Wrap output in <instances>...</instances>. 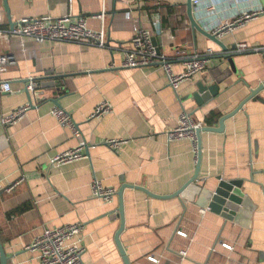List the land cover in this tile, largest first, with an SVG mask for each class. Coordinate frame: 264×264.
Returning <instances> with one entry per match:
<instances>
[{"label": "crops", "instance_id": "obj_1", "mask_svg": "<svg viewBox=\"0 0 264 264\" xmlns=\"http://www.w3.org/2000/svg\"><path fill=\"white\" fill-rule=\"evenodd\" d=\"M158 1L163 25L175 36L173 44L165 37L163 47L175 72L184 70L178 46L214 52L208 68L183 82L178 93L159 65L123 66L124 49L134 35L133 20L151 29L148 12ZM8 5L14 23L22 17L70 14L85 18L93 30L101 28L99 15L105 10L110 46L38 43L18 36L0 39V52L15 56V63L1 75L14 92L0 94V115L30 105L7 132L0 122V238L9 264H37V252L26 246L47 227L74 223L83 226L78 239L87 249L85 264H124L116 243L121 225L118 191L123 185L131 187L124 190L125 227L119 240L131 264H264V91L228 118L222 132H201L199 167L198 152L189 139L171 141L167 136L184 111L202 127L218 128L221 117L264 82V15L221 38L229 46L246 42L253 48L233 56L231 63L213 58L219 47L193 31L186 0H8ZM165 5L172 11L168 13ZM0 27H11L4 0ZM213 74L223 78L219 94L199 103L192 94L199 82L215 83ZM31 78L37 86L58 81L59 88L44 90L39 99L32 93L30 103L25 89ZM52 98H59L61 108L74 118L82 139L96 144L85 150L87 158L51 165L54 156L79 144L73 130L51 113L57 106ZM103 101L112 111L91 117ZM211 114L208 125L205 120ZM111 139L125 143L116 149L104 143ZM197 172V180L176 196ZM22 177L25 180L12 192H5ZM95 178L117 189L112 202L92 195ZM219 178L243 180V201L233 219L209 207ZM23 203L30 208L10 214ZM182 251H187L185 258ZM149 256L159 262H151Z\"/></svg>", "mask_w": 264, "mask_h": 264}, {"label": "built area", "instance_id": "obj_2", "mask_svg": "<svg viewBox=\"0 0 264 264\" xmlns=\"http://www.w3.org/2000/svg\"><path fill=\"white\" fill-rule=\"evenodd\" d=\"M192 5L194 16L199 25L218 38H223L229 32L242 28L249 21L264 15V6L260 0H192ZM154 6L155 8L148 12L151 29L145 28L140 21L133 20L134 35L129 46L124 49L123 66L135 68L159 65L164 70L171 88L178 93L183 82L208 68L211 55L214 52L211 49L199 51L197 48L178 46L177 58L184 61V70L179 73L175 72L171 59L163 52L164 38L166 37V41L168 40L169 43L173 44L175 36L170 28L163 25L162 3L158 1ZM225 12L228 14L222 16ZM126 14L128 18H132L130 13ZM99 17L102 20V25L98 30L89 28L85 18L73 17L70 14L63 17H53L51 15L22 17L13 27H0V39L9 41L12 36H18L31 38L38 43L46 41L72 42L108 48L110 46L106 38L105 10L102 11ZM252 49L246 42L238 44V51ZM14 63V55L0 52V94L14 92L12 84L1 76ZM35 87H37V83L34 78H31L27 88L33 91ZM29 108L30 105L25 104L10 112L1 113L0 122L5 132L10 126L20 121ZM111 111L112 105L107 101H103L95 108L91 117H100ZM51 113L61 125L71 128L74 136L79 139L78 146L54 156L51 159V165L61 166L87 158L85 150L94 148L96 144L89 145L86 140L82 139L81 129L64 108L54 106ZM200 128H202V124L195 123L190 114L184 111L179 115L177 125L168 132L167 136L171 141L189 139L193 143L197 154V131ZM104 143L119 149L125 141L111 139L106 140ZM24 180L25 178L22 177L19 182ZM17 183L12 184L6 190H10ZM91 189L94 197L106 202H112L117 195L116 188L105 186L97 178L92 182ZM207 209L210 210L209 207ZM82 229L83 226L80 223L54 228L47 227L26 248L37 252V264H85L83 256L87 249L78 239ZM177 234L187 237V234L183 231H178ZM222 246L228 250L232 249V246L227 243H223ZM186 255L187 251L181 252L182 258H185ZM148 260L153 263L159 262L156 256H149Z\"/></svg>", "mask_w": 264, "mask_h": 264}, {"label": "water", "instance_id": "obj_3", "mask_svg": "<svg viewBox=\"0 0 264 264\" xmlns=\"http://www.w3.org/2000/svg\"><path fill=\"white\" fill-rule=\"evenodd\" d=\"M5 7L7 10V13L9 14V24L11 27L14 26V22H12L11 17H10V9L8 5V0H4ZM186 5H187V14L188 18L190 20V25L193 31H198L199 33L203 34L208 38L210 41L215 43L219 47V52L213 56V58H223L227 59L229 62L232 63V58L233 56L236 55H241L246 53L247 51H238V45L233 44V45H227L223 41V39L216 37L215 35L211 34L207 30L203 29L199 23L197 22L194 13H193V5H192V0H186ZM51 74V73H49ZM213 80H215V83L211 84H205L204 82H199L197 85V90L195 93L192 94V96L200 103L201 101H204L206 99H209L213 96H216L219 94V83L222 81L223 78H218L215 77V75H212ZM30 83V79L26 81V84ZM26 86L25 93L29 99V102L32 103V93L36 96L37 99H39V96H41L44 92V90L50 89V88H59V82L58 81H49V82H43L39 86L35 87L33 91H30ZM262 91H264V82H262L257 88H252L251 89V94L246 98L234 111L231 113L224 115L220 119V124L218 128L214 127H208V126H203L197 131L198 134V167L200 165L201 161V144H200V139H201V132L205 131H217V132H222L223 128L225 126V121L233 116L235 113H237L239 110H242L244 104L246 103L247 100L249 99H255ZM263 100V99H261ZM54 104H56L58 107H61L60 100L59 98H52L50 99ZM197 175L192 178L188 182V184L182 188L176 196H178L180 193L185 191L187 187H189L191 184H193L197 180ZM242 186H243V180H230L226 181L223 180L222 178H219V185L218 187L213 191V194L211 196V200L209 203V207L215 211L216 213L222 214L224 217L228 219H233L234 215L239 209V205L243 201V192H242ZM127 187H131L128 185H123L120 190L118 191V200H119V208H118V215L121 218V225L120 229L116 235V243L117 246L120 250V253L122 255L124 264H131L129 261V258L126 255V252L123 248V245L121 244L119 240L120 233L123 231L125 227V214H124V190ZM136 189L143 190L146 194L157 197V195L153 194L146 188L140 187V186H134ZM9 259L10 257L8 256L4 245L1 241L0 238V262L1 264H9Z\"/></svg>", "mask_w": 264, "mask_h": 264}, {"label": "trees", "instance_id": "obj_4", "mask_svg": "<svg viewBox=\"0 0 264 264\" xmlns=\"http://www.w3.org/2000/svg\"><path fill=\"white\" fill-rule=\"evenodd\" d=\"M165 8L167 9L168 13L172 11L173 7L171 6H166L165 5ZM164 22H165V19H164ZM213 117H214V114H211L209 117L206 118L205 122L208 124V125H211L212 124V120H213ZM21 182L17 183L14 187H12L10 190H5V192L7 193H10L12 192ZM30 208V204L29 203H23L21 205H19L18 207L14 208L10 214L12 213H21V212H24L26 210H28Z\"/></svg>", "mask_w": 264, "mask_h": 264}, {"label": "rangeland", "instance_id": "obj_5", "mask_svg": "<svg viewBox=\"0 0 264 264\" xmlns=\"http://www.w3.org/2000/svg\"><path fill=\"white\" fill-rule=\"evenodd\" d=\"M263 4H264V0H262Z\"/></svg>", "mask_w": 264, "mask_h": 264}]
</instances>
